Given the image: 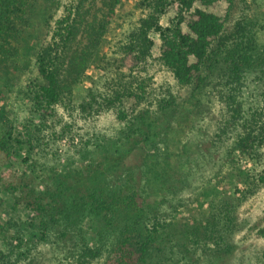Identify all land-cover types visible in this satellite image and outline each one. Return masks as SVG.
<instances>
[{"label": "trees", "instance_id": "obj_1", "mask_svg": "<svg viewBox=\"0 0 264 264\" xmlns=\"http://www.w3.org/2000/svg\"><path fill=\"white\" fill-rule=\"evenodd\" d=\"M216 2L227 3L224 16L195 6ZM120 3L67 0L54 23V14L45 20L49 37L34 53L40 81L30 88L36 111L54 118L60 106L87 119L115 112L124 128L116 148L56 169L27 205L42 240L71 243L74 264H221L235 249L227 238L243 225L236 208L264 187V0H139V13L127 14L109 38ZM33 6L0 0V65L19 55ZM158 42L160 61L187 93L163 95L156 109L131 116L123 105L145 99L143 76ZM204 103L213 112L205 123L197 108ZM189 132L197 141L182 153L158 151L157 139L174 147ZM31 141L5 131L0 156L22 153L26 144L31 150ZM173 207L178 217L161 218ZM11 254L2 251L0 264Z\"/></svg>", "mask_w": 264, "mask_h": 264}, {"label": "rangeland", "instance_id": "obj_2", "mask_svg": "<svg viewBox=\"0 0 264 264\" xmlns=\"http://www.w3.org/2000/svg\"><path fill=\"white\" fill-rule=\"evenodd\" d=\"M52 1L34 0L29 16L30 33H25L26 41L20 46L19 55L0 65V135L12 131L14 137L21 136L24 141L30 137L34 145L29 150L26 144L22 153L14 150L11 158L0 156V253L12 252L8 264H26L29 261L33 264H74L66 252L71 243L58 245L53 239L49 242L42 240L35 213L32 206L27 205V200L34 197L31 193L42 191L49 181L53 182V171L63 172L81 164L86 165L97 153L116 148L121 143L119 138L124 128V123L117 119L115 112H102L87 119L79 114H70L59 106L57 116L49 118L34 108L30 88L40 81L34 58L36 45L49 37L45 22L48 14H54V23L67 2L57 0L58 6ZM138 2L121 0L108 32L109 38L118 30L127 14L139 13ZM195 6L224 16L227 3L216 2L209 6L197 3ZM173 14L170 11L163 23H167ZM183 27L186 31V25ZM160 47L158 42L155 59L143 76L147 88L145 99L129 98L123 105L131 116L146 106L156 109L163 95L182 97L187 93L188 88L180 86L171 71L160 61ZM87 74L93 78L97 76V72L92 70ZM88 86L89 83H85L84 87ZM197 108L202 116L201 121L205 123L211 119V105L204 103ZM189 133L176 136L174 147L157 139L158 151L169 149L170 146L171 152L182 153V146L186 142L197 141L196 136ZM29 155L30 159L25 161L24 157ZM9 185H17L18 189L7 191ZM178 213L173 207L165 211L161 218L168 220L178 217ZM188 213L187 210L185 215ZM235 213L243 225L231 239L227 238V241L234 242L235 249L228 254L230 256L225 255L221 264H261L264 253V187L241 203ZM198 215L200 222H204L208 208L198 212ZM89 232L88 236L95 246L97 235L93 230ZM103 263L98 261L93 264Z\"/></svg>", "mask_w": 264, "mask_h": 264}]
</instances>
